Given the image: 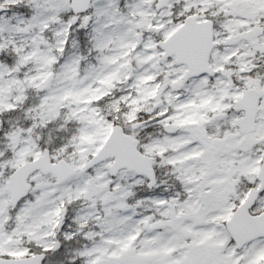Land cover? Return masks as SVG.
<instances>
[{
    "label": "snow or ice",
    "instance_id": "1",
    "mask_svg": "<svg viewBox=\"0 0 264 264\" xmlns=\"http://www.w3.org/2000/svg\"><path fill=\"white\" fill-rule=\"evenodd\" d=\"M0 264H264V0H0Z\"/></svg>",
    "mask_w": 264,
    "mask_h": 264
}]
</instances>
